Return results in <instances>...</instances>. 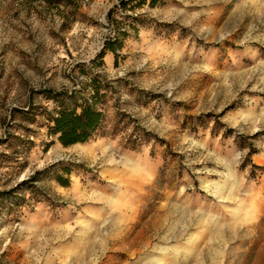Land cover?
Listing matches in <instances>:
<instances>
[{"label": "rangeland", "instance_id": "374dc122", "mask_svg": "<svg viewBox=\"0 0 264 264\" xmlns=\"http://www.w3.org/2000/svg\"><path fill=\"white\" fill-rule=\"evenodd\" d=\"M117 1L0 0V264H264V0ZM93 77L106 134L63 146Z\"/></svg>", "mask_w": 264, "mask_h": 264}, {"label": "trees", "instance_id": "16d2710c", "mask_svg": "<svg viewBox=\"0 0 264 264\" xmlns=\"http://www.w3.org/2000/svg\"><path fill=\"white\" fill-rule=\"evenodd\" d=\"M28 1L44 2L47 6H54V8L58 9L61 2L64 0ZM155 1L156 0H118L114 5L113 10H134L137 7H142L146 3L152 6ZM107 19L111 24L115 23L114 25L117 33L115 36L105 41L104 46L98 55L101 60L106 51L115 52L117 46H114V43L119 39V35L125 34V31L121 30L122 28L119 26V23H122V21H118L113 17L112 9L108 12ZM91 85V98H83L80 102L76 96L78 91L75 89L70 91L69 94H67V92H63L62 94L53 92L52 95H48L47 97L56 100L58 103L53 111L47 113V133L50 136H55L63 146L82 144L97 135L106 134L104 131L106 114L102 109L95 105V100H92V98L103 94L100 93L99 79L93 77L91 79ZM62 170L66 174L70 172L69 168H63ZM56 178L60 184H68V179L64 178L62 175H57Z\"/></svg>", "mask_w": 264, "mask_h": 264}]
</instances>
